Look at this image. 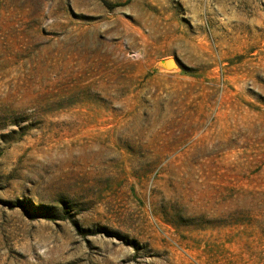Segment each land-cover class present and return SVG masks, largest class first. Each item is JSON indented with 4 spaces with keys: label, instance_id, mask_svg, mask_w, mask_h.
<instances>
[{
    "label": "rangeland",
    "instance_id": "1",
    "mask_svg": "<svg viewBox=\"0 0 264 264\" xmlns=\"http://www.w3.org/2000/svg\"><path fill=\"white\" fill-rule=\"evenodd\" d=\"M0 264H264V0H0Z\"/></svg>",
    "mask_w": 264,
    "mask_h": 264
},
{
    "label": "water",
    "instance_id": "2",
    "mask_svg": "<svg viewBox=\"0 0 264 264\" xmlns=\"http://www.w3.org/2000/svg\"><path fill=\"white\" fill-rule=\"evenodd\" d=\"M173 61V62H172ZM176 64V61L173 59H167L161 62V65L167 69H170L172 67H174Z\"/></svg>",
    "mask_w": 264,
    "mask_h": 264
}]
</instances>
